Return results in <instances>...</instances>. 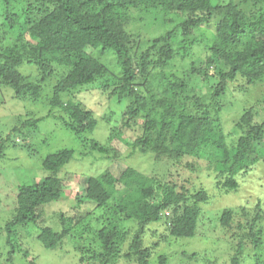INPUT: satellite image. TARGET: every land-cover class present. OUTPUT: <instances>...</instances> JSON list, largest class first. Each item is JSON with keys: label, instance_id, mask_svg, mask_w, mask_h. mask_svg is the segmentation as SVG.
Listing matches in <instances>:
<instances>
[{"label": "trees", "instance_id": "16d2710c", "mask_svg": "<svg viewBox=\"0 0 264 264\" xmlns=\"http://www.w3.org/2000/svg\"><path fill=\"white\" fill-rule=\"evenodd\" d=\"M216 1L0 0V94L14 95L0 97V105L39 103L51 89V108L62 110L69 132L82 136L94 133L99 123L75 92L98 86V103L110 109L114 120L107 123L113 134H140L132 153L153 155L155 164L166 158L177 164L185 157L214 158L209 168L218 189L225 196L237 193L246 177L255 170L260 175L264 166V0ZM136 16L140 24L161 19L159 33L142 39L140 29L131 25ZM169 24L175 28L166 32ZM209 25L214 27L212 39L196 40L197 31ZM196 45L204 57L193 60L186 74H177L175 63L191 57ZM57 68L68 71L54 79ZM196 78L207 83L206 93L195 91ZM42 121L14 127L5 141L18 146L21 130L36 129ZM89 148L80 153L84 159L94 152L109 160L120 156L108 143L91 142ZM75 155L70 149L49 155L43 161L48 176L18 187L13 217L0 234L6 253H0V259L5 257L0 264L26 262L35 243L45 250L73 251L78 248L72 240L76 231L94 234L98 243L88 254L76 252V264H117L122 259L151 264L153 249L144 237L151 224L163 221L170 245L195 238L202 206L210 200L206 190L163 184L120 161L98 176L80 175L84 191L76 205L68 211L49 209L48 216L54 202L67 198L60 175ZM259 192L264 196L263 184ZM256 208L254 216L241 210L242 219H253L238 224L240 245L230 264H243L248 243L255 249L263 246V203ZM217 212L221 226L232 227L237 213L229 207ZM91 215L100 227L92 228ZM124 222L136 226L132 238L123 231ZM202 258L203 264H215L207 254ZM158 259L161 264L168 260L161 254ZM30 264H37L36 258Z\"/></svg>", "mask_w": 264, "mask_h": 264}, {"label": "rangeland", "instance_id": "374dc122", "mask_svg": "<svg viewBox=\"0 0 264 264\" xmlns=\"http://www.w3.org/2000/svg\"><path fill=\"white\" fill-rule=\"evenodd\" d=\"M214 2H217L214 0ZM138 17L134 18L131 23L133 28H137L140 37H152L158 34L156 30L163 21L161 19L145 21L142 24L138 21ZM174 24L166 25L164 28L166 32L175 28ZM214 27L207 26L197 31L196 40L201 39V42H208L214 36ZM160 30V29H159ZM163 32V31H162ZM176 43V47H177ZM191 57H186L184 61L178 60L175 63L177 68H173L177 74L182 75L190 68V64L195 61H200L201 57H204L205 51L201 46H194L190 51ZM184 56V54H183ZM66 68H57L54 79H60L62 74L67 73ZM195 91L206 93L207 83L201 78H196ZM98 86L84 87L75 92L76 99L79 97L86 109L91 110L94 117L98 120V127L94 133L83 134L77 136L74 133L69 132L65 126V121L62 118L64 116L62 110L59 108H51L49 104L53 98L51 89L44 96H42V102L39 103H19L13 102L12 104L0 105V234L4 231L3 227L13 217L16 207L18 187L23 184L32 183L33 181L47 177L48 172L43 168V161L52 154L59 151L70 149L75 150L76 155L74 159L62 170V175L65 188L67 190V198L64 202H54L47 210V214L51 211H68L71 207L77 203V197L84 191V186L81 183V176H98L104 172L111 164L120 161L121 163L133 167L134 169L146 174L147 176H154L165 184H176L178 187L185 186L189 190L195 188H203L206 190L210 197L208 204L202 206L201 219L198 225V231L194 239L180 241H172L168 238V225L163 221L158 224H151L147 228V232L144 237L145 245L153 249V255L151 264H161L158 256L164 255L168 258L166 264H203L202 256L207 254L215 264H230L231 259L237 254L240 245L238 224L245 225L247 220L253 219V217H240L242 208L246 212H250L254 216V211L257 210L256 206L259 203H263L264 196L260 190V185H264V166L259 170L260 175L256 173V170L243 181L240 190L237 193H231L225 196L223 191L218 189L216 185V179L212 177V168H209L214 162V158H194L185 157L179 164L170 160L164 159L162 162L154 163L156 160L153 155H145L142 153H132V142L140 136L132 131H126L117 138L112 130V126H109L108 121L113 119L110 117V109L101 108L98 101L100 96H97L96 92L100 93ZM260 95L261 92H257ZM96 95V96H95ZM14 96L12 93L0 94V97L10 99ZM233 100L237 98L231 97ZM225 105L228 104V99L224 100ZM259 112V111H258ZM261 113V112H259ZM49 117L47 118L48 115ZM262 114V113H261ZM57 117L54 118L53 117ZM53 117V118H52ZM36 119L43 120L37 125V128L30 127L29 130H21L23 136H17L16 140L19 142L18 146L5 141L6 135H9L10 131L15 128L24 126L26 121H33ZM144 119V118H141ZM261 120V119H260ZM114 122V120H113ZM121 125L118 124V127ZM25 128V127H24ZM232 129V128H231ZM31 135L27 137L26 131ZM112 135L111 143L109 142V136ZM234 142L236 138H233ZM91 142L108 143L111 149H115L119 152L120 156L115 160H109L107 157H103L100 154L94 152L90 157L85 159L80 153H87L90 150ZM131 155V156H129ZM264 165V164H263ZM117 165L114 167L116 169ZM190 167H195L198 171L192 173ZM68 178V176H70ZM260 177V178H258ZM67 181H69L67 183ZM260 181V183H259ZM242 182V181H241ZM62 203V204H61ZM61 204V205H60ZM60 206L58 208H55ZM234 210L237 214L233 216L232 227L224 228L221 226L220 218L221 214L217 212L220 208H228ZM55 208V209H53ZM51 211H50V210ZM72 210V209H71ZM170 211L165 215L169 216ZM48 216H51L48 214ZM90 224L93 229H96L97 221L95 216L91 215ZM54 226L57 228V224ZM264 228V222H263ZM136 226L133 223L124 222L123 231L126 235L130 233L132 238ZM77 238L72 237L73 242L77 244V249L67 250L65 252H56L53 250H45L40 243L32 244L30 251V257L26 262L22 261L20 264H30L33 258H36L37 264H76V252L82 255L88 254L89 250L97 249V240L94 234H83L76 231ZM4 237V235H3ZM80 237V238H79ZM5 238V237H4ZM264 240V235H263ZM2 244L0 243V253L6 256V253L1 250ZM188 253L189 255L198 254L196 259L189 260L188 256L183 255ZM3 257V256H2ZM4 258L0 259V263H4ZM243 264H264V243L263 246L256 249L252 244L248 243L246 251L241 256ZM259 260V261H257ZM5 264H7L5 262ZM117 264H132L122 259ZM135 264V263H133Z\"/></svg>", "mask_w": 264, "mask_h": 264}]
</instances>
